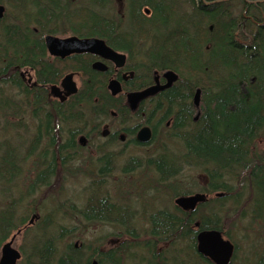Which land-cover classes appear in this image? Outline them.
<instances>
[{"label": "trees", "instance_id": "1", "mask_svg": "<svg viewBox=\"0 0 264 264\" xmlns=\"http://www.w3.org/2000/svg\"><path fill=\"white\" fill-rule=\"evenodd\" d=\"M0 4L5 7L0 20V115H19L25 110L23 100L30 91L12 69L28 66L36 70L38 82L47 85L58 82L64 73L81 72L80 88L73 96L78 122L82 109L100 115L112 109L125 116L121 98L109 95L106 77L92 70L87 59L55 58L48 62L42 39L46 34L100 38L127 56L126 66L133 76L125 85L126 93H146L141 98L147 101L144 113L138 118L153 126L152 142L161 138V126L172 118V126L159 140L161 145L157 144L161 152L140 163L129 160L127 171L135 165L150 166L161 179L174 178L181 168L165 170V158L174 156L165 150L177 147L182 154L175 157L187 160L188 169L204 174L206 181L199 190L213 195L207 205L222 206L223 216L229 202L236 204L238 195L247 191L249 209L257 216L253 220L264 223V0H0ZM8 14L11 19L6 22ZM14 87L23 100L8 94ZM197 91L196 105L193 99ZM36 94L45 91L38 89ZM127 105L135 109L128 99ZM156 121L161 122L159 129ZM78 124L77 132L68 130L66 141L80 134ZM7 152L10 150L3 151L0 160V174L16 169L10 165H17L16 160L10 161ZM179 193L192 194L189 190ZM85 205L86 211L101 207L106 214L114 212L102 197L91 196ZM102 214L86 213L83 218L109 221ZM209 214L211 217L192 212L188 219L183 214L168 219L167 212L158 211L152 216L154 225L146 232L154 244L143 245L151 254L149 262L155 259L160 263L153 264H161L166 259L164 253L162 256L154 250L166 240L188 239L193 247L198 230L216 229L230 239L222 223L213 217L214 211ZM125 232L137 237L133 229ZM59 237L47 229L45 242L33 251L42 258L36 264H77L78 251L70 245L58 253ZM131 245L139 247V242L126 241L117 251H96L95 255L126 254L132 259ZM137 261L142 264V260ZM172 262L186 264L177 257Z\"/></svg>", "mask_w": 264, "mask_h": 264}, {"label": "rangeland", "instance_id": "2", "mask_svg": "<svg viewBox=\"0 0 264 264\" xmlns=\"http://www.w3.org/2000/svg\"><path fill=\"white\" fill-rule=\"evenodd\" d=\"M85 1L86 0H80V3H84ZM117 7L121 8V3H118ZM6 10L8 11L7 6ZM114 10L117 11L116 6ZM10 19L8 14L6 22H9ZM48 60H51V58L48 57ZM66 74H68V72L61 75V77ZM74 81L77 87L80 88V80L74 77ZM7 91L8 94L11 95V98L14 96L15 99L19 97L23 100L21 95H16L17 90L9 88ZM133 93H129L127 99ZM138 100L133 105L134 108L137 106ZM24 101L25 99L23 102ZM22 108L23 105L21 109ZM66 108L68 107H63V109ZM68 109L74 110L72 106H69ZM75 109L78 110V104ZM85 110L87 109L81 110L83 112H81V118L78 124L80 129L79 135H82L84 140L82 145H79V152L74 158L75 160L73 159L74 161L68 164L69 166H65L67 162H64V166L61 164V170L51 178H47L48 183L41 187L35 186V182L29 177L25 178L23 176L22 179H17L15 182L8 183L5 182L7 181L5 177H2V179H0V208L9 204L15 205L16 222L25 221L26 223L28 220L33 221V217L31 218L32 214H38V219L27 229L25 239H39L41 235L39 229L43 223V219L46 218V222L49 224L53 223L52 229H54L55 233L60 235L56 245L58 253L62 254L65 248L70 245L78 251L76 254V257L78 255L79 258L77 264H92L96 262V259L100 261V264H136L138 263V259L142 260V264H152L156 260L151 259L149 262L148 259L151 257V254L143 247L148 238L146 235L148 224L145 220L147 210L145 209L167 208L172 210L174 195L181 194L179 192L183 190H189L192 194L203 193L206 195L207 199H211L213 195H208L199 190V187L203 186L206 181L204 174L198 169L189 168L183 170L174 178H171V180L167 182L168 184L159 185L158 182H154L157 176L155 172L149 168L150 166L141 168V166L136 167L135 165V167L130 168L132 170L127 171V173L121 171V168L125 167L124 165H126L127 168L131 167V165L128 164L131 157H138L136 161L140 163L141 161H145V158H151L156 155L157 151H159V149H157L159 139H156L146 147L137 148L125 146L114 149L117 152L119 149V154L114 162L111 161L109 163V173H105L104 171L100 173L99 160L96 159V154H92L93 146H90L89 143H107L108 140H105V138L100 135V131L103 128L101 121L109 118L108 120H114V124L116 125L118 124V120L110 117L108 114L100 115L93 112L88 113ZM109 110L107 112H109ZM24 124L29 125L25 112L23 115L22 110L21 115L15 117H11V113L10 115L7 114L5 117L0 115V160L5 150V144L10 143L18 144L16 150L20 153V161L23 159V148L26 147L28 142L33 141L35 137L34 134L30 133L24 127ZM85 134L88 137V141L84 136ZM65 136L66 134L64 132L63 137H61L62 141ZM10 152L7 153L9 154ZM165 152H169V154L174 156L182 154L181 150L175 149H166ZM16 162L18 163L17 160ZM40 163L39 161H34L32 165H37L31 168L32 171L33 169L42 168L43 165L41 166ZM23 164L19 171L27 175L29 173L28 169L25 163ZM165 164V170H170L172 159L169 156L165 158ZM41 171V169H37V173H41ZM92 185L99 190L97 193H92V189H89ZM102 193L109 196L115 202H125V204L132 209L131 216L129 217H133L134 222H132V224L135 228L129 229H133L137 237L132 238L128 236L125 232L126 227L123 225L118 226L108 221L85 220L81 214L77 213V210L80 211L84 209L86 200L89 197L93 196L99 199ZM248 201V192L245 191L244 193H240L236 204L230 201L226 207L228 212H225L223 216L222 214L220 215V221L224 226V231L228 233L234 245L239 248V251L235 252L237 259L235 261L236 264L238 261L242 262V259H246L252 251L256 253L257 257L262 256L264 258V224L251 218ZM206 203L211 202L207 200ZM210 207L211 205L209 206L206 204L199 209L198 214L204 215ZM121 219L125 220V218L122 217ZM57 226H62V228ZM19 238H22V235ZM126 241L130 244L139 242V247L131 245L129 248L131 255L135 256V258L127 259L126 254L122 257L117 255L113 257H108V255L98 257L95 255L96 251L104 254L112 250L117 251ZM178 246H182V244ZM157 248L160 249L162 253L166 251L167 255L169 253L168 251H170L166 244L159 245ZM172 252L174 254L177 253L176 251ZM164 256L166 259L161 260V264L166 262L168 264L174 263L172 259L169 260L166 255ZM188 259L189 257L182 251H180V254L177 256L178 261H182L186 264H188ZM87 260L89 261L87 262ZM31 264L34 263L31 262ZM231 264H233V262Z\"/></svg>", "mask_w": 264, "mask_h": 264}, {"label": "flooded vegetation", "instance_id": "3", "mask_svg": "<svg viewBox=\"0 0 264 264\" xmlns=\"http://www.w3.org/2000/svg\"><path fill=\"white\" fill-rule=\"evenodd\" d=\"M71 57H81L85 58L88 61V66L92 69V64L96 61L102 62L106 66L105 71H98L94 70L98 73H101V75L106 77V82L114 79L117 80L121 86V92L117 94L116 96L121 98V106L125 107L126 113L125 116L123 114H119L117 111L110 109L108 112V115L112 118H116L118 121V124H114V120H108L109 118L103 119L101 123L103 124V128L100 131V135L105 138V140H108L107 143H98V142H90V146H93L92 154H96V159H98V163L100 164L99 172H108L109 163L112 161L114 162L119 154L114 149H117L118 147H125V146H131V147H146L152 143V139L154 136L153 126L151 125H145L146 120H141L138 117L142 116L143 107L145 108V104L147 101H143L142 99L138 100L137 106L135 109H131L127 105V94L125 89L126 83L132 78V70L126 66L127 64V56L125 55L124 63L122 66L118 67L115 65L114 62L103 59L100 56L94 55V54H73L72 56H68L67 58ZM56 58V57H54ZM54 58H51L53 61ZM66 58V59H67ZM59 59V58H58ZM21 70H23V74H21ZM17 73L16 75L21 80V82L25 83L27 85L28 91H30V94H28L25 98L24 105L26 106L25 110H22V113L27 118V123L29 125L24 124V127L32 134L36 135V141L35 138H33V141L28 142L26 147L23 148V159L20 161V153L16 150L18 147L17 143H10L5 144L4 149H9L11 152L8 154L9 160L14 161L17 160V165H13L16 169L13 170V172H17L16 174L8 171L7 175H0V179L2 177L7 180L5 182H11L15 181L17 179H22L23 176L25 178H32V180L35 182V186L41 187L42 185H46L48 183L47 178H51L53 175L58 173L61 169V164L63 165L64 162H67L68 164H71L75 159V157L78 154V148L80 143L78 142V135H71V141H66V137L68 136V130L70 133L77 132V124L78 122V116L77 112L78 110L76 108L75 100L73 99V96L67 97L65 100L61 101L58 97L53 96L50 93V86L52 85H59L60 79L56 83H50V84H41L37 80V72L34 68L24 66L23 68H15L13 66L12 74ZM74 77L78 78L81 83V72H73ZM44 90L45 94L38 95L36 94V90ZM108 91V90H107ZM137 92V91H136ZM139 92V91H138ZM110 95V93H109ZM111 97H116L112 96ZM24 106V107H25ZM66 106L69 108V106H72L74 110L72 109H63V107ZM19 113V112H18ZM21 115V112L20 114ZM123 115V116H122ZM18 115H13L11 113V117H15ZM172 118L166 119L164 122V126H161L160 121H156L155 124L158 125V129L160 126L162 129H160V136L161 138H164L166 136V128H170L172 126ZM148 126L151 130V140L148 143H139L136 141V134L137 131L143 127ZM164 128V129H163ZM105 131L106 134L102 135V132ZM65 132L66 136L64 140H61V137H63V133ZM81 136V135H79ZM86 140L88 141V137L85 134L84 135ZM160 138V139H161ZM159 139V140H160ZM24 144V143H23ZM22 144V145H23ZM161 145V142L159 143ZM114 146V147H113ZM113 147V148H112ZM155 156V155H154ZM74 159V160H73ZM34 161L41 162L40 165L42 168L41 173H37V169H33L32 167L37 164H33ZM25 163L28 174H24L20 170V167L22 164ZM24 165V164H23ZM124 165V164H123ZM64 166V165H63ZM121 168V171L124 173H127V167ZM10 179V180H9ZM98 182V181H97ZM92 187V193H97L99 190L96 189L94 185ZM178 196H181L179 194L174 195V199ZM173 199V200H174ZM60 208V204H59ZM199 206H196L194 208V211L198 210ZM32 210V209H30ZM186 213V219H188L190 213L184 211ZM78 213V212H77ZM114 212L106 214L103 212L102 216H107V219H109L108 222L117 224L118 226L124 225L121 218H118L117 216L113 215ZM33 217V221L28 220L26 223L25 221H19L16 222V212H15V205L9 204L4 206L3 208H0V258L2 256V248L6 243H10V248L15 250L18 253V259H16L15 264H31V262H34L36 264L38 261H42L41 257L36 255L35 253H30L31 249L36 248L38 246L37 240L30 238L25 239V234L27 229L32 226L35 221L38 219V214L33 213L31 218ZM100 222L104 220L96 219ZM46 218L43 219V223L40 226L39 232L40 234L45 236L46 228L52 224L46 225ZM106 222V221H104ZM195 229L198 230V226H195ZM199 231V230H198ZM197 231V232H198ZM22 235V238H19ZM223 235V234H222ZM225 238V237H224ZM20 239V240H19ZM45 241L43 240V243ZM40 244L39 246L43 245ZM235 255V245L233 248L232 255L230 257V260L228 264L232 263L233 257ZM260 258L263 261L264 264V258L260 256ZM44 260V259H43ZM97 261V260H96ZM45 262V260H44ZM98 264H100L99 261H97Z\"/></svg>", "mask_w": 264, "mask_h": 264}, {"label": "water", "instance_id": "4", "mask_svg": "<svg viewBox=\"0 0 264 264\" xmlns=\"http://www.w3.org/2000/svg\"><path fill=\"white\" fill-rule=\"evenodd\" d=\"M5 7L0 4V20L3 18ZM43 43L48 54L52 57L65 59L72 54L91 53L101 56L103 59L110 60L120 67L124 63L125 55L112 50L102 39L95 37L80 38L75 35L59 37L52 34H46L43 37ZM92 68L98 71H105L106 66L102 62H95ZM107 89L112 96L121 92V86L117 80H110L107 83ZM77 86L73 80V74L64 75L59 85L50 86V93L58 97L61 101L67 97L77 93ZM151 92V91H150ZM145 92L133 93L128 99L131 105L142 98ZM194 103L197 105L199 101V92L194 96ZM106 132L103 131L102 135ZM136 140L140 143H148L151 140V130L148 126L141 127L136 134ZM80 142L83 141L79 139ZM206 201V195L203 193H195L190 195H181L174 199V204L184 210H194L197 204ZM195 226H198L196 223ZM197 251L212 260L215 264H228L233 252V245L229 240L222 236V233L216 229H202L196 234ZM18 253L10 248V243H6L2 248V256L0 264H15L18 259ZM92 264H98L93 262Z\"/></svg>", "mask_w": 264, "mask_h": 264}, {"label": "bare ground", "instance_id": "5", "mask_svg": "<svg viewBox=\"0 0 264 264\" xmlns=\"http://www.w3.org/2000/svg\"><path fill=\"white\" fill-rule=\"evenodd\" d=\"M262 23H264V19L261 21V24ZM43 37H44V35H43ZM43 37H42V39H43ZM81 38V37H80ZM82 38H87V37H82ZM96 38V37H95ZM100 39V38H99ZM104 41V40H103ZM106 44V43H105ZM107 45V44H106ZM108 46V45H107ZM44 47H45V45H44ZM109 47V46H108ZM111 48V47H110ZM112 49V48H111ZM113 50V49H112ZM45 51H46V56H48L49 58H54V57H52V56H50L49 54H48V52H47V50H46V48H45ZM115 51V50H114ZM116 52H118V51H116ZM119 53H122V52H119ZM81 54H83V53H81ZM88 54H91V53H88ZM122 54H124V53H122ZM73 55V54H72ZM71 55V56H72ZM94 55H96V54H94ZM125 55V54H124ZM97 56H99V55H97ZM48 57H46V59L48 60ZM101 57V56H100ZM102 58V57H101ZM55 59V58H54ZM66 59V58H65ZM65 59H60V60H65ZM68 59V58H67ZM48 62H52V60H48ZM96 62H98V61H96ZM95 63V62H94ZM93 63V64H94ZM92 64V65H93ZM93 69V68H92ZM95 70V69H94ZM23 70H21V74H23ZM23 83V82H22ZM26 87H27V85L25 84V83H23ZM13 89H15L16 90V88L14 87ZM108 90V89H107ZM108 92H109V90H108ZM110 93V92H109ZM119 94V93H118ZM79 139H82V135L81 136H79L78 137V142L80 143V145H82V143H83V141L82 142H80L79 141ZM84 140V139H83ZM137 141V140H136ZM138 142V141H137ZM140 143V142H139ZM178 146V145H177ZM137 148H139V147H137ZM172 149H175V150H177V147H173ZM131 159L133 160V161H135V162H138V161H136V160H138V157H131ZM186 161L187 160H183V161H179L178 159H177V157H175V156H172V164H171V168L172 169H180V171L182 172L183 170H187L188 168L187 167H185V166H187L188 164L186 163ZM1 175H7V173L6 174H1ZM157 177H156V179H154V182H158L159 183V185H161V184H165V183H167V182H169V180H171L170 178H167V179H161L157 174H155ZM10 180V179H9ZM206 180V179H205ZM11 182H15V181H12V180H10ZM168 184V183H167ZM156 191V190H155ZM102 198H104V199H106L107 201H108V203L109 204H111L112 205V210L114 211V214L113 215H115V216H117L118 218H125V220H123L122 219V221L124 222L123 224V226H125L126 227V229H129V228H135L134 226H133V224H132V222H134V220H133V217H129V216H131V213H132V209L128 206V205H126L125 204V202H121V203H118V202H115V201H113L109 196H107L106 194H104V193H102V196H101ZM207 200H209V199H207V197H206V201L205 202H203V203H200V204H197L196 206H200V205H203V204H206V202H207ZM146 204H149V203H146ZM216 205H217V203H215L214 205H211V207L212 208H215V209H211V207L208 209V211L204 214V215H209V217H211L210 216V211L212 210V211H214V213L216 214L215 216H213L216 220H217V222L219 223V224H221V221H220V215H221V212H222V206L220 207V208H216ZM195 206V207H196ZM210 206V205H209ZM85 207H86V205H85ZM145 210H147L146 212V218H145V220L147 221L146 223L148 224V229H150L153 225H154V223H153V221H152V216L153 215H155L158 211H165V212H167L168 213V216H167V218L168 219H175V217H177V215H179L180 216V214H183V215H186V213L184 212V211H186V212H188V213H192V212H195V213H197V215L199 216V215H201V216H204V215H202V214H198V211L199 210H184V209H182V208H180V207H178V206H176L175 204H174V200H173V206H172V210L171 209H167V208H165V209H156V208H153V209H148V208H146ZM77 212L79 213V211L77 210ZM104 211H103V208H93V209H89V210H87L86 211V208L85 209H81V215L84 217V214H89V215H97V214H100L101 215V213H103ZM249 212H250V215H251V218H253V217H257L256 216V213L254 212V211H252L251 209H249ZM79 213V214H80ZM208 217V216H207ZM206 218V217H205ZM260 223H261V221H259ZM197 222H195L194 223V226H195V224H196ZM263 223V222H262ZM264 224V223H263ZM46 225L48 226L49 225V223H47L46 222ZM53 225V224H52ZM52 225H50V226H48L47 228H46V233H45V236L44 235H40V237H39V239H37V243H38V246L37 247H41V246H39L40 244H42V242H43V240H45L46 238H47V229H51V231L52 232H54V229H52L53 227H52ZM184 226V225H183ZM57 227H61L62 228V226H57ZM179 227H180V229H182L183 227H182V225H179ZM60 228V229H61ZM123 228V227H122ZM124 229V228H123ZM49 231V230H48ZM49 234H51V233H49ZM197 234V233H196ZM147 235V234H146ZM195 239H196V235H195ZM227 240H229V242L233 245V248H234V243L231 241V239H229V238H227ZM145 243L146 244H149V245H153L154 243H153V240L148 236V238H147V240L145 241ZM164 244H166L167 245V247H168V249L170 250V251H168L169 253H168V255L166 254V251L165 252H163L164 253V255H166L167 256V258L170 260V259H174V258H176L179 254H180V251H182V252H185V254L187 255V257H189V259H188V264H215L212 260H210V259H208V258H206L205 256H203L202 254H200L198 251H197V241L193 244V247H191V245H192V243L191 242H189V240L188 239H177V240H169V241H164L163 243H162V245H164ZM179 244H182V246H178ZM157 246H159V245H157ZM36 247V248H37ZM157 248V247H156ZM33 251H34V248L33 249H31V251H30V253H33ZM58 251V250H57ZM172 251H176L177 253L176 254H174ZM237 251H239V248L235 245V252H237ZM157 252H159V253H162L161 252V250L160 249H158L157 248ZM172 252V253H171ZM254 251H252L248 256H247V258L246 259H242V262H240V261H238L237 262V264H263V261H262V259L260 258V256H258L257 257V255H256V253H253ZM162 253V254H163ZM238 254V253H237ZM237 259H236V256L234 255V257H233V260H232V262H233V264H236V261ZM54 262V261H53ZM156 262V261H155ZM154 262V263H155ZM187 262V261H186ZM157 263V262H156ZM53 264H55V262L53 263ZM153 264V263H152Z\"/></svg>", "mask_w": 264, "mask_h": 264}]
</instances>
